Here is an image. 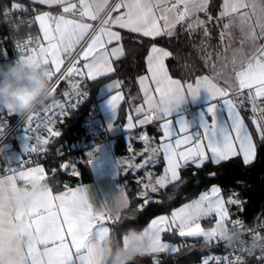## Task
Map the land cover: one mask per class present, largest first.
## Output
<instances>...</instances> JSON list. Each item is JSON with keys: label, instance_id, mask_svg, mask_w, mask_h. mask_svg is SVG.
I'll return each mask as SVG.
<instances>
[{"label": "snow or ice", "instance_id": "obj_1", "mask_svg": "<svg viewBox=\"0 0 264 264\" xmlns=\"http://www.w3.org/2000/svg\"><path fill=\"white\" fill-rule=\"evenodd\" d=\"M32 3L42 5L63 6L64 14L75 15L78 10L77 3L71 0H31ZM80 17L69 18L64 14L53 16L50 12H43L35 16L42 32V39L33 41L29 37L17 47L22 53L21 60L31 64L43 62L45 66L54 65L50 79L60 73L59 79H71L73 76L86 77L90 80H97L115 71L109 57L119 59L124 54L122 46L109 49L107 45L122 40L119 31L115 28L125 29L132 33L140 34L143 37L155 39L157 37H173L177 25L184 26V31L190 35L202 31V44L211 38V27H219V39L223 51L217 54L222 61L221 72L215 76H197L194 82L182 83L169 74L165 60L173 54L165 48L153 44L146 57L147 70L149 75L138 78L139 84L144 93V105L136 108L137 114H144V118L138 120L143 126L152 123L154 120L163 121L160 127L163 130L159 148L146 147L145 151L151 155L147 157L143 167L159 152H163L166 161L164 174L152 180L148 174V181L139 192V198L144 203L138 205L137 210L143 211L149 202L160 203L153 200V195L158 194L160 189H166L170 185H181L184 182L182 169L191 164L194 168L200 169L206 163L211 162L219 165L235 157H241L245 166L251 165L257 157V140L254 139L253 131L249 129L245 118L241 115L245 100L248 101V111L252 113L249 117L253 125L256 137L264 142V44H257L258 40L264 39V0H223L220 11L214 17L209 12L210 0H78ZM170 5V6H169ZM14 10L26 11V6L19 4L12 5ZM113 13H116L113 15ZM200 13L205 14V19L200 18ZM7 15V14H6ZM85 18L93 23L85 22ZM239 21V24H237ZM240 27L243 38L239 48H232V56L229 61L226 53L231 47L232 29ZM87 38V39H86ZM85 42V46L73 57L70 66L66 71L61 72L64 65L65 55L72 57L76 52L77 45ZM35 43L34 47H31ZM249 44L252 48L250 53L244 52V45ZM91 59L89 60V58ZM88 61L82 67H77L79 60ZM207 62L215 68L212 62L211 53L206 57ZM232 65L234 78L229 77L223 81L224 86L216 82L217 77H222L223 69ZM238 65V66H237ZM148 81L155 85L154 89ZM120 82L111 84V88H118ZM80 85L73 82L72 88L80 96L85 95L79 92ZM202 89H207L213 101L220 100L226 111V119L220 122L217 118L216 102L208 108L210 119L202 121V131L187 134L191 125L187 120L181 119L176 122L179 126V133L185 135L174 139L178 134L173 129V120L170 119L173 113L161 114L154 107L153 100L156 97L168 98L175 91H183L189 96H198ZM56 91L53 86L50 90L51 96ZM65 96L70 93L65 92ZM123 95L117 92L110 98V105L115 112ZM77 102L65 105H54L44 108V112L52 113L53 108H58L55 119L67 117L71 109L77 106ZM4 110L0 109V113ZM9 114L13 113L8 111ZM42 113L33 110L26 115L27 128L30 133H35L39 128H33V124ZM53 119L51 116L45 128L48 137L34 136L30 134L31 142L35 139L41 146L47 145L50 137L61 136L60 131L52 128ZM6 126L3 116H0V135ZM111 126V125H110ZM136 125L132 122V116H128L127 128L131 129ZM147 145L149 137L147 133L139 137ZM37 145L31 143L30 152H36ZM63 154V153H61ZM25 163V162H24ZM22 163L20 166L22 167ZM123 165L129 164L122 161ZM131 166V165H129ZM62 171L71 169L72 175H79L75 164L67 162L60 165ZM10 175L0 178V264H53L48 258L49 253H56L60 259L58 264H105L97 254L99 245L105 236L110 232L105 222H115L120 219L121 209L129 207V202L123 195L118 201L115 217L111 209L106 205L101 210H94L90 204L86 190L83 187L68 189L59 195H54L51 187L45 182L48 173L42 166L18 170L8 168ZM55 169L52 170L55 174ZM196 173L194 172L193 175ZM211 175H215L212 173ZM24 185H36L44 182L49 186L50 195L47 200L32 206L27 213L30 224V231L25 234H17L15 228L25 218V210L19 206L21 197L5 199L4 193L17 190V181ZM222 189L213 186L210 192H205L181 208L173 211L171 215H161L151 220L150 224L143 230L144 235L150 239V247L142 254L148 253H175L179 249L175 245L162 242L161 234L164 232H177L181 238L202 237L208 243L224 240V230L227 223L231 221L233 227H243L240 220H231L225 199L221 195ZM233 193L227 203L241 206L242 201ZM171 198V197H170ZM242 210V208H241ZM215 216V225L205 228L201 219ZM70 238V242H69ZM129 235H123V243L127 245ZM253 239H264L259 233H253ZM239 261V257L236 258ZM153 264H161L159 259L154 258ZM203 264H209L205 259Z\"/></svg>", "mask_w": 264, "mask_h": 264}, {"label": "trees", "instance_id": "obj_2", "mask_svg": "<svg viewBox=\"0 0 264 264\" xmlns=\"http://www.w3.org/2000/svg\"><path fill=\"white\" fill-rule=\"evenodd\" d=\"M22 1L0 0V17L6 11L12 10L13 4ZM222 2L223 0H211L209 12L214 17L220 11ZM199 15L204 19L206 18L204 13ZM210 31L211 38L205 44H202V31L190 35L184 31V26L181 25H177L173 37L162 36L155 39L122 30L121 37L125 53L121 59L115 62V72L111 76L98 79L94 83L89 82V85L94 92L99 83L118 78L121 89L125 94V101L122 106L123 112L127 107L134 106L140 101L138 77L146 72L145 59L153 44L164 46L173 54L167 60L173 77L182 81H191L197 76L211 75L214 68L211 66V62L206 61V57L211 53L212 62L216 64L217 54L222 50V45L219 39V27L210 26ZM83 116L84 108L57 126L56 131H60L61 136L54 137L52 144L62 145L83 138L86 131L82 122ZM256 140L258 145L257 157L251 165L245 166L240 157H235L219 165L208 162L200 169H196L189 164L182 169L184 182L181 185H170L166 189H160L158 194H154L152 198L161 202H149L143 211L137 210L138 205L144 203V200L138 196L139 192L142 191V187L139 182L130 178L128 182L130 205L120 215L119 220L110 222L111 233L117 237H122L130 229L141 231L155 216L171 214L175 209L196 198L201 192L208 190L213 185H219L226 198L232 196L233 193H237L238 196L234 198H238L243 202L241 206L230 204L231 218L244 216L252 221L259 211L264 214V142L259 141L257 137ZM51 161L56 163L62 161V164L64 162L68 163L65 159L58 157ZM78 164L82 167L88 166L86 163ZM194 172L195 175H193ZM212 173L215 175H211ZM70 177L68 171H62L59 167L55 174L49 176L48 182L54 189L58 190L64 187V182ZM164 238H170L179 243V250L168 255L164 253L141 255L133 264H153L154 258L159 259L162 264H198L212 254L213 258L209 261V264L222 263L223 247L218 246L212 247L210 250H200L208 244L202 237L181 238L176 232H165ZM237 264H262V259L246 257L240 259Z\"/></svg>", "mask_w": 264, "mask_h": 264}, {"label": "crops", "instance_id": "obj_3", "mask_svg": "<svg viewBox=\"0 0 264 264\" xmlns=\"http://www.w3.org/2000/svg\"><path fill=\"white\" fill-rule=\"evenodd\" d=\"M71 2L77 3L78 8H79L78 0H71ZM110 2L111 0H109V3ZM16 4H19L22 7L26 6L27 9L35 6L39 9V14L45 11L50 12L53 16L64 14L63 6H60V5L47 6V5H42L39 3L34 4L31 2V0H23L22 2L16 3ZM115 14L116 13H113V15ZM64 15L68 16L69 18H79L80 17V14L77 15L76 13L75 15L73 14H64ZM200 18L204 19L203 17H200ZM85 22L93 23V25L96 24L95 21H90L87 18H85ZM237 24H239V21H237ZM114 30L119 31L121 34L122 30H125V29L115 28ZM22 34L23 35L33 34L39 38L41 43L45 45L47 43L46 41H43L42 32L39 28V23L36 21L32 26L25 28ZM242 38H243V34H242L240 27L238 26L233 27L231 47L229 48V51L226 53V55L229 58V61L231 60V56H232L231 49L239 48L240 41ZM256 43L264 44V39L258 40ZM78 46L79 45H77V47ZM117 46H122L124 53H125V48L122 43V40L119 42V45L117 44V42H113L112 44L107 45V48L110 51L111 48L117 47ZM156 46L165 48L166 50L169 51V49L164 46L157 45V44ZM149 51L146 57L148 56ZM222 51H223V47H222V50L219 51V53H221ZM251 51H252L251 46L246 43L244 45V52L250 53ZM27 54H30V53H27ZM123 56L124 54L120 56L119 59H121ZM68 57L69 56L65 55L64 60H66ZM109 58L111 60L112 67L115 69V62L118 61L119 59H116L115 57H109ZM90 59L91 57L89 58V60ZM167 60L168 58L165 60V64L167 65L169 74L171 75V72L167 64ZM87 62L88 61L81 59L79 60L77 67H82L83 64ZM215 65L216 66L214 68L213 74L211 75L204 74V75L215 76L216 73L221 72L222 61H220L217 58V63ZM49 67L54 70V65L50 64ZM114 72L109 73L108 75H105L98 79L111 76ZM143 75H149L148 70H147V62H146V72L141 74L140 76H143ZM229 77L234 78V72L232 71V65L230 63L228 64L227 68L223 69L222 77L216 78V82L220 84L221 87H223L224 86L223 81L226 79H229ZM84 78L88 83L89 82L94 83L98 80L97 79L93 81L86 77ZM172 78L179 79L173 76ZM195 79L191 81H182L181 79L179 80H181L182 83H187V82H194ZM117 81H119L118 78L103 81L98 84L97 88H95V91H94V97L99 102L100 108L102 110V120H101L102 124L106 128L109 136L112 138L111 142L113 145V151L106 156V164L103 167L94 168L88 164H87L88 165L87 167L85 166L82 167L79 164L74 163L76 166V171L79 172V175H72L71 169H69L68 172L71 177L68 178L64 182V187H61L58 190L54 189L53 186L49 184L48 178L49 176L53 174L52 172L53 169L56 170L55 172L58 171L60 165L62 164V161H59L57 163L49 161V162H46L45 164L34 166V167L42 166L46 170V172L48 173V177L45 182L51 187L54 195H59L68 189H76L79 187H83L86 190L89 202L93 206V209L101 210L107 205L111 209V214L113 215V217H115L116 215L118 201L122 195L127 198L129 205H130V195L128 191V182L130 178H133L134 180L139 182L143 190V185L146 183H149L148 178H147L148 174H151L152 180L154 181L157 177L164 174V168L166 167V161L164 159V155L162 151L159 152L158 155L154 156L151 160H149L148 163L144 165L143 167H139V168L136 167V165L144 164L145 159L151 155L149 152L145 151L146 147L157 148V149L159 148V145L162 142L161 137L163 136V130L160 127V125L163 121L154 120L152 123L146 124L143 126L138 124V120L143 119L144 114L143 113L137 114L136 108L144 105V99H145L144 93L139 84V81H138V86H139L140 101L136 103L134 106L127 107L123 112L122 106L125 101V94L123 93V90L121 89V83L118 88L110 87L111 84H114ZM148 83L154 89L155 87L154 83L152 81H148ZM117 92L122 93L123 100L119 101L117 110L114 112L109 101H110L111 96L115 95ZM210 97H211V94L208 92V90L202 89L198 96H195V97L189 96L187 99V102L180 109H178L176 112L172 114V117H170V119L173 120V129L178 134L177 136L173 137V141L174 139L179 138V136L185 135L184 133H179V126L176 123L181 119L187 120L188 123L191 125V130L187 134L191 135L192 133L202 131V121L205 119H210V115L208 114V108L213 102H216L218 104L217 106L218 120L220 122H223L226 119V111L223 105L220 104L221 101L220 100L213 101ZM246 102L248 101L245 100L244 108L241 109V115L245 118V122L248 124L249 129L253 131L254 139H256V134H255L253 125L251 124V122L249 121L247 117L248 116L247 109L249 107V103H246ZM129 115L132 116V122L134 125H136L135 127L131 129L127 128ZM141 129H144L145 133H147L149 137V143L147 145L145 144L144 141H142L139 138ZM53 139L54 137L50 139L49 143H52ZM56 145L57 144L53 146H56ZM122 161H128L129 164L123 165ZM68 163L73 164L70 162ZM4 176H7V175H4ZM4 176H0V178ZM17 184L20 185L19 180L17 181ZM126 209H121V211L119 212V215H121ZM161 215L170 216L171 214H160V215L155 216L154 218L161 216ZM150 222L146 225V227L150 224ZM206 222L208 223L211 221H206ZM105 226L109 228L110 233H111L109 221L105 222ZM174 232L176 231L174 230L171 233H174ZM164 233L161 234L162 242L175 245L179 249L180 248L179 243L173 241L170 238H164ZM189 238H192V237H189ZM69 242H70V238H69ZM163 253L166 255L173 254L169 252H163Z\"/></svg>", "mask_w": 264, "mask_h": 264}, {"label": "built area", "instance_id": "obj_4", "mask_svg": "<svg viewBox=\"0 0 264 264\" xmlns=\"http://www.w3.org/2000/svg\"><path fill=\"white\" fill-rule=\"evenodd\" d=\"M112 2L113 0H111L110 4ZM37 14H39V9L34 6L26 11L12 9L6 11L3 16L0 17V46L8 52L7 56H0V70L6 68L12 62L20 60L21 55L27 54L22 53L17 47V44L23 43L29 37H31L33 41L39 40V38L33 34H22L25 28L35 23L34 18ZM76 14H80L79 8ZM97 23L98 22H96L94 26H96ZM30 46L34 47L35 43ZM83 46H85L84 41L76 48V52L73 53L72 57H68L65 60L61 72L66 71L73 57H76ZM51 70L53 69L51 68ZM60 75V73H57L56 76L52 78V87L55 86L56 91L51 96L47 97L44 104L35 109L42 113V115L36 119L33 124V128H36L37 125H39V128L35 133L30 134L48 137L45 125L50 116L54 121L51 126L55 131L57 126L68 118L76 115L80 109L84 108L82 120L86 130L84 137L66 144L56 145V147H53V144L49 143L50 139L53 138L50 137L48 144L44 145L43 150H41V146L37 144L35 139L31 142L27 128V114L24 116L17 113L9 114L8 110L0 106V109L4 110L0 113V116H3L6 122L3 134L0 135V176L10 175L11 173L7 171L8 168L25 170L36 165L45 164L57 157L65 159L70 163H86L94 168H100L106 164V156L113 151L112 138L102 124V110L99 102L94 97L93 89L84 77L73 76L71 79H59ZM73 82L80 85L79 92L85 95L80 96L77 94V91L72 88ZM65 92L70 93V95L65 96ZM72 102H77L78 105L73 107L65 118L55 119L56 113L59 112L58 108H53L52 113L43 111L44 108L57 104L67 107ZM251 115L252 113L248 111V119ZM144 133L145 130L141 129L140 136ZM31 143L37 145L36 152H30ZM22 163L24 164L21 167L20 165ZM19 184H22V181H19ZM231 220H240L244 225L243 227H233L231 221L227 223L228 228L241 232L240 242L238 244L230 246L226 244L224 240L219 242L213 241L200 248V250H210L212 247L222 246L224 250L221 264H237V257L240 259L246 257L261 258L262 264H264V248H257L253 245V233H259L261 237H264L263 212L259 211L252 221L244 216H237L231 218ZM261 240L264 242V239ZM212 258L213 254L206 259L210 261ZM204 260L205 259L198 264H203Z\"/></svg>", "mask_w": 264, "mask_h": 264}, {"label": "clouds", "instance_id": "obj_5", "mask_svg": "<svg viewBox=\"0 0 264 264\" xmlns=\"http://www.w3.org/2000/svg\"><path fill=\"white\" fill-rule=\"evenodd\" d=\"M51 72V68L45 66L42 61L35 65L21 59L10 63L3 69V79L0 80V106L22 116L32 112L44 104L50 95ZM187 99L183 91H175L168 98H154L153 104L158 113L168 114L180 109ZM49 195V186L44 182H39L34 186L20 184L16 191L9 190L4 193L5 199L21 197L19 206L25 210L26 215L15 228L17 234H25L31 230L27 219L28 210L41 201L47 200ZM123 235L134 238L125 245L123 236L117 237L109 232L99 245L97 254L105 264H133L150 247V239L144 235L143 230L130 229ZM240 237L239 230L228 227L224 230V241L230 246L238 244ZM253 245L257 248H264V242L261 239L253 240ZM48 258L53 264H58L60 259L54 252L49 253Z\"/></svg>", "mask_w": 264, "mask_h": 264}, {"label": "rangeland", "instance_id": "obj_6", "mask_svg": "<svg viewBox=\"0 0 264 264\" xmlns=\"http://www.w3.org/2000/svg\"><path fill=\"white\" fill-rule=\"evenodd\" d=\"M8 55V52L6 51V50H4L1 46H0V56H7ZM3 75H4V73H3V69L2 70H0V80H2L3 79ZM213 186H219V185H213ZM212 186V187H213ZM211 187V188H212ZM220 187V186H219ZM211 188H209L208 190H205V191H203V192H201L200 194H199V196L201 195V194H203V193H205V192H210V189ZM221 195L223 196V198L225 199V202H226V207H227V209H228V211H229V215L231 216V213H232V211H231V209H230V204H228L227 203V199L228 198H226L225 196H224V194L223 193H221ZM199 196H197L196 198H194V199H198L199 198ZM194 199H192V200H194ZM191 200V201H192ZM191 201H189V202H191ZM189 202H187V203H189ZM186 203V204H187ZM185 205V204H184ZM182 207V206H181ZM181 207H179V208H181ZM179 208H177V209H179ZM215 216H212V217H209V218H203L200 222H201V224H202V226L203 227H205V228H209V227H213L214 225H215ZM206 221H211V222H206Z\"/></svg>", "mask_w": 264, "mask_h": 264}]
</instances>
